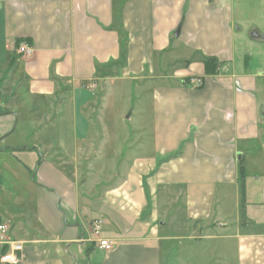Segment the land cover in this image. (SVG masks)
<instances>
[{
  "label": "crops",
  "instance_id": "1",
  "mask_svg": "<svg viewBox=\"0 0 264 264\" xmlns=\"http://www.w3.org/2000/svg\"><path fill=\"white\" fill-rule=\"evenodd\" d=\"M247 10L0 0V223L20 264H162L171 241L214 238L236 250L223 264H264V34ZM116 83L129 132L103 117Z\"/></svg>",
  "mask_w": 264,
  "mask_h": 264
},
{
  "label": "rangeland",
  "instance_id": "2",
  "mask_svg": "<svg viewBox=\"0 0 264 264\" xmlns=\"http://www.w3.org/2000/svg\"><path fill=\"white\" fill-rule=\"evenodd\" d=\"M239 2H243V0H235V4H238ZM251 4L254 6V11L247 10L245 19L248 22H251V27H257L258 31L264 34V14L260 13V9H264V0H251ZM236 8L239 10L243 9L238 6H236ZM247 9H251V7H248ZM258 35L261 36V34ZM252 44V48L250 47L249 51L257 50L256 48L258 46L261 48L263 47V42L261 41ZM133 88L134 86H131V89ZM114 89L117 92L115 95L109 98V102L106 107H103L105 115L103 117L109 125L114 124L117 121L120 122V119H122L125 128L126 126H128L129 132L131 127L130 124L132 121L129 122V120H125L122 115L125 113V107H130V111L131 106H133V103L126 101V97L121 93V89L123 88L117 83L114 86ZM122 112L123 114L121 115ZM128 113L129 112H127L126 115ZM124 121H126V123ZM120 124L121 123H119V125ZM122 131V129L119 130V132ZM227 242L230 241L217 240L216 238L212 240L205 239L199 241H191L185 239L171 241L170 246L162 247V264H223V258L221 260V256L216 250L217 248L221 249L222 251H225L229 262L235 263L236 250L234 246L226 245Z\"/></svg>",
  "mask_w": 264,
  "mask_h": 264
},
{
  "label": "built area",
  "instance_id": "3",
  "mask_svg": "<svg viewBox=\"0 0 264 264\" xmlns=\"http://www.w3.org/2000/svg\"><path fill=\"white\" fill-rule=\"evenodd\" d=\"M18 52L25 57H31L34 53V49L26 42H23L20 44ZM190 81L196 88L203 86V80L201 78H193ZM103 225V219H96L92 225V233L95 237V242L98 244L100 249L111 251L113 249L111 241L103 238L102 236ZM0 247L2 248L0 255L1 264H20L23 261L25 251L24 244L14 240L10 236L9 227L3 223H0Z\"/></svg>",
  "mask_w": 264,
  "mask_h": 264
},
{
  "label": "trees",
  "instance_id": "4",
  "mask_svg": "<svg viewBox=\"0 0 264 264\" xmlns=\"http://www.w3.org/2000/svg\"><path fill=\"white\" fill-rule=\"evenodd\" d=\"M21 42H18V46ZM205 73L206 75H214L217 69V62L214 58H207L205 61Z\"/></svg>",
  "mask_w": 264,
  "mask_h": 264
},
{
  "label": "water",
  "instance_id": "5",
  "mask_svg": "<svg viewBox=\"0 0 264 264\" xmlns=\"http://www.w3.org/2000/svg\"><path fill=\"white\" fill-rule=\"evenodd\" d=\"M262 39L264 40V36H262Z\"/></svg>",
  "mask_w": 264,
  "mask_h": 264
}]
</instances>
